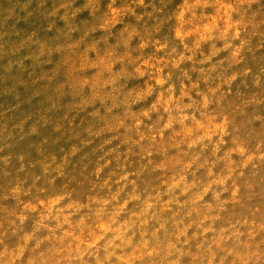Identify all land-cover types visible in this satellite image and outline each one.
Returning <instances> with one entry per match:
<instances>
[{
	"label": "clouds",
	"instance_id": "clouds-1",
	"mask_svg": "<svg viewBox=\"0 0 264 264\" xmlns=\"http://www.w3.org/2000/svg\"><path fill=\"white\" fill-rule=\"evenodd\" d=\"M0 16V264H264V0Z\"/></svg>",
	"mask_w": 264,
	"mask_h": 264
},
{
	"label": "rangeland",
	"instance_id": "rangeland-1",
	"mask_svg": "<svg viewBox=\"0 0 264 264\" xmlns=\"http://www.w3.org/2000/svg\"><path fill=\"white\" fill-rule=\"evenodd\" d=\"M14 2V0H0V10L10 7V5ZM86 16V14H85ZM0 19H2V16H0ZM32 23L31 21H20L18 27L22 29H29L31 28Z\"/></svg>",
	"mask_w": 264,
	"mask_h": 264
}]
</instances>
